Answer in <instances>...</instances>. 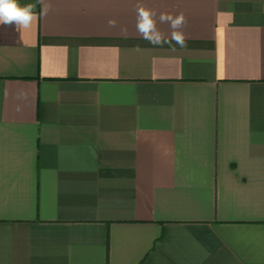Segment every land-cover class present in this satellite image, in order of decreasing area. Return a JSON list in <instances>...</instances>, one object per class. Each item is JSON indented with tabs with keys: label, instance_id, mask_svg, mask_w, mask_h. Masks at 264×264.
Here are the masks:
<instances>
[{
	"label": "crops",
	"instance_id": "0c3cea01",
	"mask_svg": "<svg viewBox=\"0 0 264 264\" xmlns=\"http://www.w3.org/2000/svg\"><path fill=\"white\" fill-rule=\"evenodd\" d=\"M28 3L0 26V264H264V0Z\"/></svg>",
	"mask_w": 264,
	"mask_h": 264
},
{
	"label": "clouds",
	"instance_id": "9594fccd",
	"mask_svg": "<svg viewBox=\"0 0 264 264\" xmlns=\"http://www.w3.org/2000/svg\"><path fill=\"white\" fill-rule=\"evenodd\" d=\"M42 4L43 0H37ZM50 5L44 6L40 13L36 12V4L28 3L20 5L19 0H0V26L14 27L17 30L30 29L38 23L42 15H46ZM114 20L109 21L110 26L115 25ZM159 23H167L171 28L170 38H167L157 27L156 12L143 5L137 6L136 30L140 36L153 46L168 44L172 51L175 46L186 48V38L182 29L187 21L183 13L173 16L167 13H160ZM122 31L126 32V29Z\"/></svg>",
	"mask_w": 264,
	"mask_h": 264
}]
</instances>
